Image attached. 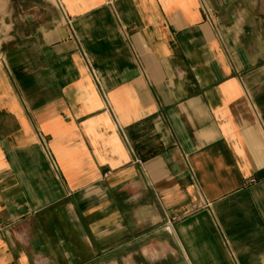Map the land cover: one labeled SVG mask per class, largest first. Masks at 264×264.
Here are the masks:
<instances>
[{
	"label": "crops",
	"instance_id": "obj_1",
	"mask_svg": "<svg viewBox=\"0 0 264 264\" xmlns=\"http://www.w3.org/2000/svg\"><path fill=\"white\" fill-rule=\"evenodd\" d=\"M0 264H264V0H0Z\"/></svg>",
	"mask_w": 264,
	"mask_h": 264
}]
</instances>
